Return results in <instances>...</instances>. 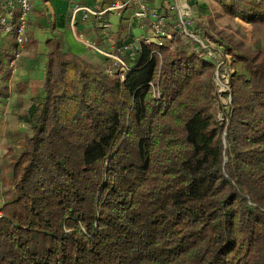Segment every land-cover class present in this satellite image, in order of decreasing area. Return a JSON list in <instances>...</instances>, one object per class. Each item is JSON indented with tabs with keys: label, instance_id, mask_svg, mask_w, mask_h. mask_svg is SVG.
Returning <instances> with one entry per match:
<instances>
[{
	"label": "trees",
	"instance_id": "16d2710c",
	"mask_svg": "<svg viewBox=\"0 0 264 264\" xmlns=\"http://www.w3.org/2000/svg\"><path fill=\"white\" fill-rule=\"evenodd\" d=\"M216 1L264 24V0ZM167 26L122 70L48 40L0 177V264H264V50L232 53L218 104L214 60Z\"/></svg>",
	"mask_w": 264,
	"mask_h": 264
},
{
	"label": "crops",
	"instance_id": "0c3cea01",
	"mask_svg": "<svg viewBox=\"0 0 264 264\" xmlns=\"http://www.w3.org/2000/svg\"><path fill=\"white\" fill-rule=\"evenodd\" d=\"M115 1L32 0V7L28 11L25 27L26 41L20 49L17 59L13 60L15 51L19 49L13 33H0V54H10L9 59L3 60L6 63V70L10 74L9 96L6 98L10 102V106H13L18 100L20 103L25 102L28 94L41 90L43 68L49 50L48 40L50 38L59 40L62 51L76 54L88 62H99L101 58L121 56L122 46L130 45L134 40L149 33V20L133 18V5L124 8L121 15L106 10ZM147 1L150 5L160 7L167 16L171 13L170 10H165L161 0ZM76 6L91 8L96 14L83 10L73 11ZM16 10L15 0H0V20L6 18L13 22ZM238 21L245 26L251 24L239 19ZM71 22H73L75 31L95 44L103 52V55L75 39ZM167 22L169 23L170 19ZM193 25L198 26L196 22ZM195 31L202 34L199 29ZM108 59L114 63L110 57ZM19 89L22 91L19 92ZM32 96L26 100L27 104L31 101Z\"/></svg>",
	"mask_w": 264,
	"mask_h": 264
},
{
	"label": "built area",
	"instance_id": "2783aa9c",
	"mask_svg": "<svg viewBox=\"0 0 264 264\" xmlns=\"http://www.w3.org/2000/svg\"><path fill=\"white\" fill-rule=\"evenodd\" d=\"M17 4V10L15 12L16 16L13 22L2 18L0 20V33L10 34L13 33L15 43L19 47L18 50L14 53L13 60L17 59L20 54V49L23 47V44L26 41V30L28 11L32 7V0H15ZM165 10H170L171 13L167 16L160 7L150 5L147 0H116L106 10L114 12L116 15H121L122 10L129 6H134L133 8V18L147 19L150 24V31L148 34L139 37L138 39L131 42L132 44H127L122 46L121 52L127 49L137 48L140 44V40L146 43H158L159 45L163 44L164 41H169L172 37L169 23L167 22L170 19V23L175 26L184 36L188 37L192 41H195L201 49L205 50L206 56L212 58L215 63V78L218 79L219 73L223 79V83L220 88L216 87L215 80L214 87L216 88L217 103L226 104L230 101L231 88L229 87V76L232 73L229 65L230 61L223 60L220 56H216V48L213 43H211L206 38H202L194 30V13L191 8L188 0H161ZM83 10L87 13L96 14L91 8L87 7H78L76 6L73 11ZM107 25V24H106ZM71 28H73V34L76 40L85 44L89 49H93L96 53L103 55V52L96 47L91 41L86 40L81 33L75 31L73 22H71ZM112 59H115L120 66V69L125 68L124 61L120 59L117 55L109 56ZM12 60V61H13ZM11 61V64L13 62ZM116 62V63H117ZM229 68H228V67ZM111 72V70H108ZM222 93L223 102L220 101L219 95ZM219 100V101H218ZM222 118L221 113L218 115V119Z\"/></svg>",
	"mask_w": 264,
	"mask_h": 264
},
{
	"label": "rangeland",
	"instance_id": "374dc122",
	"mask_svg": "<svg viewBox=\"0 0 264 264\" xmlns=\"http://www.w3.org/2000/svg\"><path fill=\"white\" fill-rule=\"evenodd\" d=\"M227 3H232V0H225ZM194 13V23L198 26H194V29L202 31V36L198 31L200 37H204L214 44L216 48V56L220 60V56L223 60L230 61L229 65L232 73L236 69V65H232L233 57L231 56L234 51L241 52L242 50H250L254 48H262L264 50V24L263 23H251L247 26L238 21L239 17L232 18L228 13V8L216 0H188ZM243 21V20H242ZM229 50L231 52H229ZM109 58V57H108ZM112 59V58H111ZM114 63L117 61L112 59ZM113 63V64H114ZM112 64V63H111ZM117 64H119L117 62ZM228 67V66H227ZM228 67V68H229ZM215 68L213 69V72ZM6 69H2L0 75H5ZM7 78H0V85L6 86L9 93L8 84L10 83V74H7ZM4 77V76H3ZM216 87L220 88L223 83L221 73H219L218 79L215 78V72L213 75ZM36 93L33 91L28 94V98ZM0 99V177L1 175L7 177V155L6 150L8 145L12 142V146L18 147L22 144V136L28 126L24 123L22 116L25 113L23 106L27 105L25 102H21V105L10 106L8 99ZM23 98V97H22ZM222 93L219 95V99L223 102ZM24 101V100H23ZM219 101V100H218ZM219 113H217L218 117ZM21 137L18 140L17 136ZM7 180H4L3 184L0 182V193L5 189H8ZM5 183V184H4Z\"/></svg>",
	"mask_w": 264,
	"mask_h": 264
}]
</instances>
